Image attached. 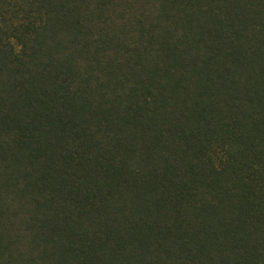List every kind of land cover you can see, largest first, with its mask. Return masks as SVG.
<instances>
[{
    "label": "trees",
    "instance_id": "16d2710c",
    "mask_svg": "<svg viewBox=\"0 0 264 264\" xmlns=\"http://www.w3.org/2000/svg\"><path fill=\"white\" fill-rule=\"evenodd\" d=\"M0 264H264V0H0Z\"/></svg>",
    "mask_w": 264,
    "mask_h": 264
}]
</instances>
